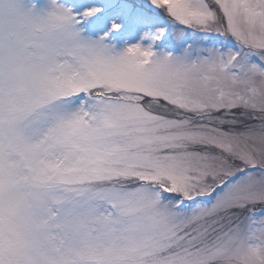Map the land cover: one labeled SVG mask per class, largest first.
Returning a JSON list of instances; mask_svg holds the SVG:
<instances>
[{"label":"snow or ice","instance_id":"1","mask_svg":"<svg viewBox=\"0 0 264 264\" xmlns=\"http://www.w3.org/2000/svg\"><path fill=\"white\" fill-rule=\"evenodd\" d=\"M0 264H264V0H0Z\"/></svg>","mask_w":264,"mask_h":264}]
</instances>
